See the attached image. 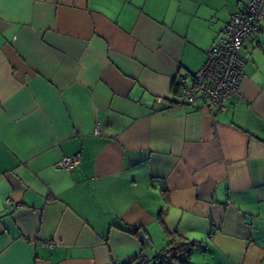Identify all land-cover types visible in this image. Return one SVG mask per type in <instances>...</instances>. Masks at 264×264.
Listing matches in <instances>:
<instances>
[{
    "label": "crops",
    "instance_id": "0c3cea01",
    "mask_svg": "<svg viewBox=\"0 0 264 264\" xmlns=\"http://www.w3.org/2000/svg\"><path fill=\"white\" fill-rule=\"evenodd\" d=\"M246 2L0 0V264H264V31L223 113L175 86Z\"/></svg>",
    "mask_w": 264,
    "mask_h": 264
},
{
    "label": "built area",
    "instance_id": "2783aa9c",
    "mask_svg": "<svg viewBox=\"0 0 264 264\" xmlns=\"http://www.w3.org/2000/svg\"><path fill=\"white\" fill-rule=\"evenodd\" d=\"M264 19V0H247L233 12L220 30L214 44L207 50L206 59L192 75H179L176 81L179 102L194 107H204L213 114L226 110V101L236 97L244 79V68L250 59L246 41L250 34L260 33ZM80 153L64 155L61 166L72 169ZM214 234H210L212 237ZM52 245V243H48ZM142 264L149 259L139 257Z\"/></svg>",
    "mask_w": 264,
    "mask_h": 264
},
{
    "label": "trees",
    "instance_id": "16d2710c",
    "mask_svg": "<svg viewBox=\"0 0 264 264\" xmlns=\"http://www.w3.org/2000/svg\"><path fill=\"white\" fill-rule=\"evenodd\" d=\"M140 231H141V228L136 227L128 232L135 235L140 240L142 247L146 248L147 244L143 241L140 235ZM142 232L144 235H146V232L143 229H142ZM169 237L170 238L167 243V248L162 251L161 258H159L161 260L160 263L161 264H187V258L195 250L197 244L195 242L185 243L182 239L180 241H177L176 236H174L173 234H169ZM148 241L150 243L149 239ZM168 253L172 254L170 261L164 258L167 255H169ZM155 262L153 264H155ZM129 264H133V263H129ZM138 264H142V263L139 262Z\"/></svg>",
    "mask_w": 264,
    "mask_h": 264
},
{
    "label": "rangeland",
    "instance_id": "374dc122",
    "mask_svg": "<svg viewBox=\"0 0 264 264\" xmlns=\"http://www.w3.org/2000/svg\"><path fill=\"white\" fill-rule=\"evenodd\" d=\"M160 246V245H159ZM167 247V246H166ZM164 248V247H163ZM164 250V249H163ZM154 251H155V246L151 247V246H146V253L149 257H153L154 256ZM169 255H167L166 257H164L167 260H171L172 254L168 253Z\"/></svg>",
    "mask_w": 264,
    "mask_h": 264
},
{
    "label": "water",
    "instance_id": "95a60500",
    "mask_svg": "<svg viewBox=\"0 0 264 264\" xmlns=\"http://www.w3.org/2000/svg\"><path fill=\"white\" fill-rule=\"evenodd\" d=\"M140 235H141L143 241H144L147 245L150 246V243H149V241H148V237H147L146 235H144L142 231H140Z\"/></svg>",
    "mask_w": 264,
    "mask_h": 264
}]
</instances>
